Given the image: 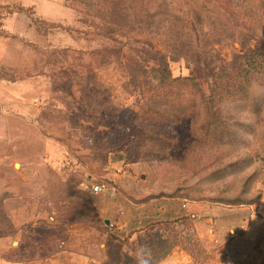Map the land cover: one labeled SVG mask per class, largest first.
<instances>
[{
	"label": "rangeland",
	"instance_id": "obj_1",
	"mask_svg": "<svg viewBox=\"0 0 264 264\" xmlns=\"http://www.w3.org/2000/svg\"><path fill=\"white\" fill-rule=\"evenodd\" d=\"M257 49L264 0H0V263L59 252L80 225L99 236L90 263L180 248L205 264L220 244L197 220H237L264 197V80L232 72ZM163 70L192 80L181 98L151 97L164 112L145 121L141 85ZM97 184L141 206L140 228H118L115 198L100 215ZM171 200L185 215L160 218Z\"/></svg>",
	"mask_w": 264,
	"mask_h": 264
},
{
	"label": "crops",
	"instance_id": "obj_2",
	"mask_svg": "<svg viewBox=\"0 0 264 264\" xmlns=\"http://www.w3.org/2000/svg\"><path fill=\"white\" fill-rule=\"evenodd\" d=\"M111 198L118 200L121 203L120 207L124 205L126 208L123 210L125 211V223L120 222L118 228L130 230L140 228V220L144 219L141 215L143 212H140L141 206L138 207L128 198L121 196L118 186H107L103 190L94 192L93 200L100 215L111 216L116 212V204ZM170 204V208H165L163 205L158 210L161 211L160 218L174 220L185 215V210L179 202L171 200ZM183 207L187 209L188 204H183ZM243 208H247L248 212L237 220H231L230 218L235 217L224 213L223 210L215 211V216L212 218L197 220L200 227L204 228L205 235L203 236L211 237L220 244L217 250L211 252L210 259L205 264H264V197L256 209L252 206ZM232 229L235 230L233 235L231 234ZM95 237H99L98 234L91 237L80 225L74 226L67 229L66 238L60 244L62 250L59 252H52L49 249H44L43 252L39 248L33 249L32 252L29 249L30 256L32 254L29 261L4 260L0 264H94L90 263V260L95 255L96 241L90 239ZM159 264L196 263L191 254L177 248Z\"/></svg>",
	"mask_w": 264,
	"mask_h": 264
},
{
	"label": "trees",
	"instance_id": "obj_3",
	"mask_svg": "<svg viewBox=\"0 0 264 264\" xmlns=\"http://www.w3.org/2000/svg\"><path fill=\"white\" fill-rule=\"evenodd\" d=\"M249 1V0H248ZM249 50L248 52H246L244 55H241V57L239 56L233 63V71L235 72L236 70H239L240 73H244L245 76L249 77H244V79L248 82L251 80L250 76L253 77H257L259 79L264 80V50ZM241 60V62H239ZM227 73L229 74V78L227 81H225L222 85H224V90H228L230 89L232 86L237 87V84L234 83V77H233V73ZM162 80L160 81V83L157 85V87L153 86L154 90L156 91V93H153V95H149V93H151V90L153 89L151 86H147L148 84H143L141 85V88L144 90H141V94L143 96V98L146 100V103L144 105H146L145 109L142 111V116L144 118L145 121L150 120V119H154L156 116H161L159 115L160 113H163L164 111L162 110H156L155 107L151 106V97L153 96H160L159 94H163V97H179L181 98L182 94L180 92L181 89H179L180 87H182L183 83L189 82L190 80H192V77L189 78H182V77H172V75H170L171 73L168 70H163L162 72ZM245 87H247V85H244ZM239 88V86H238ZM178 90V92L176 91ZM177 92V96H175L174 93ZM187 103V102H185ZM159 112V114H158ZM175 115L172 112H169V115ZM143 131V130H142ZM140 132V134L142 135H137V134H133L132 136L134 138L140 137V139H142V141L144 139H149L152 136V133L147 130L145 132ZM186 218V217H185ZM166 252L163 255V258H165L166 256ZM193 254V253H192ZM157 263H153V264H158Z\"/></svg>",
	"mask_w": 264,
	"mask_h": 264
},
{
	"label": "clouds",
	"instance_id": "obj_4",
	"mask_svg": "<svg viewBox=\"0 0 264 264\" xmlns=\"http://www.w3.org/2000/svg\"><path fill=\"white\" fill-rule=\"evenodd\" d=\"M137 264H149V254L145 249H139L136 253Z\"/></svg>",
	"mask_w": 264,
	"mask_h": 264
},
{
	"label": "built area",
	"instance_id": "obj_5",
	"mask_svg": "<svg viewBox=\"0 0 264 264\" xmlns=\"http://www.w3.org/2000/svg\"><path fill=\"white\" fill-rule=\"evenodd\" d=\"M106 187L107 186L105 184H97L92 189H93V192H98L100 190L105 189Z\"/></svg>",
	"mask_w": 264,
	"mask_h": 264
},
{
	"label": "water",
	"instance_id": "obj_6",
	"mask_svg": "<svg viewBox=\"0 0 264 264\" xmlns=\"http://www.w3.org/2000/svg\"><path fill=\"white\" fill-rule=\"evenodd\" d=\"M104 222H105L106 225L111 226V221H110V219H105Z\"/></svg>",
	"mask_w": 264,
	"mask_h": 264
}]
</instances>
